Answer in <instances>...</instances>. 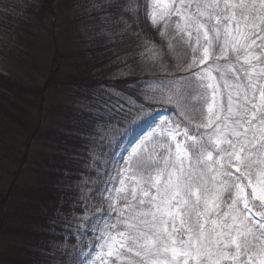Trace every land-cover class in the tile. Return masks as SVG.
<instances>
[{"label":"snow or ice","instance_id":"1","mask_svg":"<svg viewBox=\"0 0 264 264\" xmlns=\"http://www.w3.org/2000/svg\"><path fill=\"white\" fill-rule=\"evenodd\" d=\"M91 10L98 13L96 36L109 39L117 35L109 28L139 39L132 30L142 12L168 49H158L154 67L189 92L193 85L210 92L206 118L191 128L177 94L155 100L174 106L175 132L161 145L160 160L137 162L140 179L130 177L123 206L109 204L110 211L99 214L106 222L94 230L98 247L115 256L113 264L129 255L137 259L125 264H264V211L253 215L250 208L252 201L264 202V0H101ZM173 41L191 48L192 58L165 64L163 58L177 50ZM142 111L113 108L108 121L131 122ZM76 207L84 211L88 203ZM117 228L123 229L119 239L112 235Z\"/></svg>","mask_w":264,"mask_h":264},{"label":"trees","instance_id":"2","mask_svg":"<svg viewBox=\"0 0 264 264\" xmlns=\"http://www.w3.org/2000/svg\"><path fill=\"white\" fill-rule=\"evenodd\" d=\"M49 1L0 0V64L5 58L0 68V177H13L26 147L24 166L7 198L8 187L0 179V264L85 262V243H78L73 232L77 228L73 216L85 211L76 205L88 202L82 182L95 175L94 134L113 108L159 107L173 122L177 120L174 106L155 100L162 98L161 93H175L187 125L197 124L195 119H201L205 109L202 90L193 85L189 92L187 85L173 83L154 67L160 59L149 51L150 35L142 13L132 30L139 39L132 32L121 37L120 29L112 28L105 31L117 35L98 38L101 29L94 28L98 13L91 5L101 0H53L55 20ZM173 44L177 50L163 58L165 64L192 58L189 47ZM32 49L38 51V69L51 62L56 71L45 83V115L30 147L25 138L39 124L32 109H40L43 91L27 83L35 67L24 55ZM163 50L168 53L165 41ZM20 70L23 77L17 73ZM250 205L257 215L263 209L258 201Z\"/></svg>","mask_w":264,"mask_h":264},{"label":"rangeland","instance_id":"3","mask_svg":"<svg viewBox=\"0 0 264 264\" xmlns=\"http://www.w3.org/2000/svg\"><path fill=\"white\" fill-rule=\"evenodd\" d=\"M141 4H151L152 0H140ZM178 2V0H177ZM55 2L53 0L49 1V7L53 11L52 18L56 16L54 14ZM142 13V12H141ZM142 23L144 28L150 35V46L149 51L152 55L158 54V49L164 48V41H162L160 33L157 32L156 26L151 23V20L146 18L142 13ZM163 28V25H162ZM56 36H53L55 41ZM57 40V39H56ZM187 40V37H185ZM193 47H197L192 42ZM37 49L34 51L32 49L29 54L24 55L26 62L33 61L35 70H33V77H28L27 83L34 84L42 87V96L40 99V109L38 110L35 106L32 109V115L35 116L38 113L39 123L42 122L45 115V105L44 99L47 98L46 95V81H50L53 78L56 67L52 69L51 62H48L42 67H39V56ZM192 54V50L190 48ZM203 50L200 49L197 56L202 55ZM5 61L4 57H1V62L3 64ZM210 64V61H206ZM0 64V68L3 65ZM47 66V68H46ZM204 67V65H200ZM215 68V65H212ZM41 68V67H40ZM46 68V69H45ZM14 69H17L15 67ZM19 76L23 77L25 75L24 70L17 72ZM213 75L218 76L219 74L213 72ZM230 83H234L233 80H229ZM61 90V89H58ZM227 90L224 91L226 97ZM205 99L210 100V92L205 94V98L202 100L205 103ZM63 100V99H62ZM129 109V108H128ZM127 109V110H128ZM135 110V108H132ZM207 104L205 103V109L202 110V118L195 119L197 123H201L206 118ZM168 119L167 124L164 123L165 119ZM131 122L124 123H109L107 120L100 121L98 127H96V134H94L93 146L91 148L92 160L91 165L95 170V175L91 178L85 177L82 184H84V190L86 198L88 199V207L85 212L80 216L84 217L87 214L88 219H78L76 222V229L73 228L74 234L78 238V243L80 241L84 242L82 244V257L85 260L83 264H113L115 256H107V248L105 247L101 250L98 247L97 236L94 235V230L99 232L105 224L104 217L99 214L101 212L108 213L110 211L109 204L115 208H120L123 206V197L125 194L130 192L132 181L130 177L133 174L136 175V179H140V173L137 171L135 165L137 162L147 163L150 160H160L161 153L163 151L161 145L166 144V141L170 140L171 134H174L176 124L170 121L166 110L163 108L147 109L142 112H136L134 116L130 118ZM41 125L38 124L36 129L25 138L27 140V145L31 147L34 142V136ZM190 128L194 125H188ZM183 128V127H182ZM178 139L180 137H177ZM24 139V138H23ZM37 146L36 148H38ZM135 149V153L133 152ZM23 156L16 166L13 177H0L3 187H8L6 192V198L8 197L11 186L19 178L21 170L24 166V159L26 158V147L23 148ZM25 157V158H24ZM24 158V159H23ZM122 170H124L122 172ZM122 172L120 177H117V173ZM154 175V170L152 171ZM146 175V173H145ZM124 180V184L121 185L120 180ZM250 188V187H249ZM107 189V190H105ZM117 189L120 191L118 192ZM251 191V188L249 189ZM248 188L245 189V194H247ZM260 204L264 203L261 201ZM252 211V210H251ZM264 211V208L261 212ZM110 222H115V219H111ZM79 226V227H78ZM86 230V232H85ZM123 229L117 228L112 232V235L119 239L118 232ZM104 256L101 260L100 257ZM137 259L134 255H129L122 257L120 261H116V264H125L127 261Z\"/></svg>","mask_w":264,"mask_h":264}]
</instances>
